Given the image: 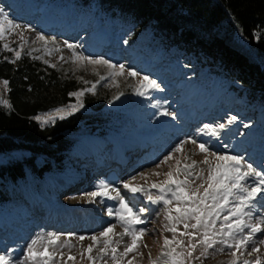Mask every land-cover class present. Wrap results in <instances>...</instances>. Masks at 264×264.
I'll use <instances>...</instances> for the list:
<instances>
[{"label": "rangeland", "instance_id": "obj_1", "mask_svg": "<svg viewBox=\"0 0 264 264\" xmlns=\"http://www.w3.org/2000/svg\"><path fill=\"white\" fill-rule=\"evenodd\" d=\"M82 7L76 0H0V8L22 26L0 40V51L4 58L15 62L28 58L40 62L44 68L55 69L62 78L74 79L79 84L75 92L96 84L94 93L85 91L79 97L83 107L77 111H71V106L78 103V98L71 95L73 100L70 103L56 108L64 109V112L57 113L53 109L34 118L41 125H49L62 120L60 115L64 116L63 119L81 116L75 130L62 132L64 139L74 143L64 167L56 166L53 171L46 172L41 183L29 175L25 181L17 184H8L0 178L3 191L9 198L7 207H0V254H10L13 264L23 259L28 244L34 238L50 232L62 234L59 244L68 242L73 245L71 249L60 247L55 251L49 247L50 252L54 251L52 264H93L87 259L89 253L86 251L93 241L87 238L80 241L78 237L99 235L110 224L116 225L114 234H110L112 239L119 240V234L124 229L115 215H108L109 208H118V201L86 195L94 191L100 182L119 189L125 201L134 209H147L144 213L146 223L139 227H146L148 234L143 236V244L136 251L123 258L120 253L126 244L131 243V238L125 236L119 245L113 244L117 248L118 258L115 262L111 259L110 250L108 255L101 258V238L90 253L94 264H128L129 261L132 264H151L161 256L163 237L171 239L172 233L163 228L167 223L163 206L150 204L144 193L124 189V182L135 176L133 185L143 186L158 194L151 185L163 181V173L174 169L176 160L184 162L186 156L190 157L189 163L204 159L205 154L200 153L199 143H205L210 151L218 154L243 156L255 168L264 170L263 111L245 108L244 100L237 96L230 82L215 75L204 79L206 88H203L200 85L203 78L197 80L194 73L206 72L207 68L189 66L188 62L193 63L194 58L187 61V55L179 52L176 56L175 49L169 53L162 52L155 48L154 43L148 49L140 48L135 43L129 44L130 28L96 16L97 9L93 5L92 11L84 7L83 11ZM28 26L31 30H27ZM37 33L49 39L50 52L44 48L42 41L36 39ZM52 38L55 43L51 42ZM64 41L75 45L77 53L124 64L125 74L115 77L113 81L107 66L73 62V50L68 49ZM5 43L13 51L5 49ZM16 51L21 53L19 59H16ZM37 56L40 59H34ZM61 57L64 59L61 60ZM127 70H135L141 76H128ZM145 75L156 80L161 87L145 96H138L134 88ZM2 81L0 99L10 104L8 87L6 89ZM117 96L119 99L115 98ZM165 110L174 116L163 115ZM49 115L54 117V122L42 123ZM231 116H236L237 120L226 125L219 138L204 134L203 125L226 123ZM245 124L248 127H244ZM188 138L195 139L197 144L189 141L182 153H175L172 160L156 167L178 143ZM22 155L23 152L5 154L0 157V162ZM209 159L216 163L214 157L209 156ZM35 162L41 167L45 160L38 157ZM201 169L206 177L208 166L198 163L195 172L199 173ZM141 172L145 173L144 177L139 176ZM153 172L161 175H153ZM180 178L183 179V175ZM201 183L203 180H195L193 187ZM111 194L115 196V192ZM175 206L174 202L172 207ZM261 213H264V200L255 209L254 221ZM220 223L217 221V226ZM183 231V224L177 225V239H184L187 243V238L179 235ZM69 233L74 235L69 237ZM262 238L264 234L257 233L244 254L237 253L238 264H242L243 260L255 264L257 258L264 264V244L258 245L259 252L247 254L253 243ZM201 250L197 248L195 254L199 255ZM69 256L75 257V260H69ZM232 259L230 252L225 250L214 255L210 253L207 259L202 262L196 260L194 264H229Z\"/></svg>", "mask_w": 264, "mask_h": 264}, {"label": "trees", "instance_id": "obj_2", "mask_svg": "<svg viewBox=\"0 0 264 264\" xmlns=\"http://www.w3.org/2000/svg\"><path fill=\"white\" fill-rule=\"evenodd\" d=\"M96 16L130 28L129 44L176 56L194 58L188 65L207 68L196 78L214 75L228 81L245 108L264 112V0H76ZM83 10L84 11V9ZM196 69V68H194ZM198 70V69H197ZM7 80L11 109L0 104V157L23 152L0 162V178L8 184L29 176L41 183L46 172L64 167L74 143L62 132L75 130L81 116L41 125L35 116L70 103L79 84L62 78L55 69L22 58L12 62L0 51V81ZM201 81V80H200ZM45 163L38 167L36 159ZM62 170V168H61ZM0 184V207L8 196Z\"/></svg>", "mask_w": 264, "mask_h": 264}, {"label": "snow or ice", "instance_id": "obj_3", "mask_svg": "<svg viewBox=\"0 0 264 264\" xmlns=\"http://www.w3.org/2000/svg\"><path fill=\"white\" fill-rule=\"evenodd\" d=\"M21 28L22 26L19 23L10 18L8 12L0 8V40L5 39L6 34H11L14 30ZM27 30H31L30 26H28ZM21 39H23L22 34ZM36 39L42 41L44 48L48 50L50 42L48 38L42 33H37ZM51 42L55 43L54 38H52ZM64 45L68 49L73 50V62L78 61L82 64L107 66L110 69L109 76L113 81L115 77L124 75L126 72V67L122 63L114 64L104 57L94 58L77 53L74 50L76 46L68 41H64ZM4 48L13 51L7 43L4 44ZM56 50L59 51V47ZM48 51L50 52V50ZM20 55L21 53L16 51V59H19ZM34 59H40V57L37 56ZM63 59L61 57V60ZM45 63H48V61H45ZM51 67H55V65H51ZM127 75L131 77L141 76L135 70H127ZM101 79L103 80L105 77H101ZM2 83L7 89L9 82L3 80ZM95 87L96 84L94 83L91 88L71 93L70 95L78 98V103L71 106V111H77L82 108L83 103L79 100V97L83 96L85 91L94 93ZM160 87L156 80L145 75L141 77L134 91L138 96H145L150 91L160 90ZM115 98L119 99V96ZM111 102L109 101V103ZM0 104L11 109V105L7 100L0 99ZM56 112H64V109H56ZM162 114L174 116L173 113L167 110ZM59 118L63 119L64 116L60 115ZM36 119L40 120L41 118L36 117ZM236 120V116H231L226 123L218 125L205 124L203 125L204 134L219 138L221 131L225 129L226 125H231ZM50 122H54L52 115L42 121L44 124ZM244 127H248V125L245 124ZM189 141L192 144H197L195 139L182 140L168 155L163 157L156 167L159 168L161 164L172 160L175 153H182L184 145ZM198 148L200 153L205 154L204 159L200 162L191 160L189 163L187 161L190 160V157L186 156L184 163L181 160H176V167L163 173L165 179L151 185V188L156 189L158 194H153L150 189H146L143 186L133 185L132 181L136 180L135 176L123 183V188L132 193H144L150 204L163 206L164 219L167 221L163 228L165 231L172 233V237L171 239L167 236L163 237L161 256L158 261H152L151 264H194L196 260H201L202 262L203 259H207L210 253L214 255L223 253L225 250H228L233 257L229 264H238L239 257L237 253L239 252L240 255H243L244 250L248 248L249 243L253 241L256 234H264V213H261L254 221L255 209L259 202L264 200V195H261L264 193V170H258L253 164L247 162L243 156L212 152L205 143H199ZM209 156L215 158V164L209 159ZM198 163L208 166L206 177L203 176V169L199 173L195 172ZM152 174L161 175L159 172H153ZM181 175H183V179L180 178ZM139 176L144 177L145 173L141 172ZM198 179L203 180V183L193 187V183ZM112 192H115V196L111 194ZM86 195L92 198L100 197L102 199L117 200L118 208L115 210L109 208L108 215H115L124 229L119 234V240H113L110 235L114 234L116 227L114 224L104 228L99 235H92L91 237L79 236L78 239L80 241L86 238L93 241V244H89L86 249L89 253L87 256L89 261H93L94 264V258L90 253L101 238H103V247L99 250L101 258L108 255L110 250L111 259L114 262L118 257L117 248L113 247V244L119 245L125 236L131 238V243L125 245L123 252L120 253L121 258L136 251L143 244V236L148 234V229L139 226L146 223L144 213L147 209H134L125 201L119 189L106 182H100L95 186L94 191L86 193ZM174 202L175 208L172 207ZM173 212H175V215H173ZM222 213L223 216H221ZM189 221H195V223H189ZM217 221H221L219 226H217ZM179 224H183L185 229L179 235L186 237L187 243H185L184 239H177V225ZM245 230H247L246 234ZM61 235L50 232L34 238L28 244L23 259L16 261L15 264H29V262L31 264H52L56 248L67 247L71 249L73 247L68 242L62 245L59 244ZM67 235L72 237L74 234L69 233ZM259 244H264V238L258 239L253 243L251 251L247 254L251 255L254 252H259ZM38 245L39 248L37 247ZM143 246L147 247L146 244ZM49 247H52L54 251L50 252L48 250ZM197 248L202 249L199 255L195 254ZM68 259L75 260V257L69 256ZM0 264H13L10 254H0ZM128 264H132V261H129ZM242 264H252V262L243 260ZM255 264H261L259 258L256 259Z\"/></svg>", "mask_w": 264, "mask_h": 264}, {"label": "bare ground", "instance_id": "obj_4", "mask_svg": "<svg viewBox=\"0 0 264 264\" xmlns=\"http://www.w3.org/2000/svg\"><path fill=\"white\" fill-rule=\"evenodd\" d=\"M185 162V161H184ZM184 162H182V163H184Z\"/></svg>", "mask_w": 264, "mask_h": 264}]
</instances>
